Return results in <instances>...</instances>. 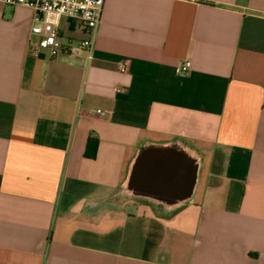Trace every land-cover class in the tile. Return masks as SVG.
<instances>
[{"label": "crops", "instance_id": "obj_1", "mask_svg": "<svg viewBox=\"0 0 264 264\" xmlns=\"http://www.w3.org/2000/svg\"><path fill=\"white\" fill-rule=\"evenodd\" d=\"M33 16L0 2V264H264V0H104L54 58ZM173 145L200 164L163 204L133 186Z\"/></svg>", "mask_w": 264, "mask_h": 264}, {"label": "built area", "instance_id": "obj_2", "mask_svg": "<svg viewBox=\"0 0 264 264\" xmlns=\"http://www.w3.org/2000/svg\"><path fill=\"white\" fill-rule=\"evenodd\" d=\"M4 5L22 6L34 12L30 33L37 37L35 56L44 55L54 58L58 55L88 54L92 47V35L101 21L104 0H0ZM62 19L70 20L84 29L86 36L74 41L62 35ZM89 57V55H88ZM127 59L119 63V71H126ZM189 61H183L176 67L179 73L186 72ZM116 91H119L116 89ZM92 113L104 117L107 111L93 109Z\"/></svg>", "mask_w": 264, "mask_h": 264}, {"label": "water", "instance_id": "obj_3", "mask_svg": "<svg viewBox=\"0 0 264 264\" xmlns=\"http://www.w3.org/2000/svg\"><path fill=\"white\" fill-rule=\"evenodd\" d=\"M185 155H175L168 151H157L147 157L144 164L150 166L144 169L150 177L148 184L135 185L133 188L144 189L148 194L155 196L171 197L173 200H156L163 204H182L188 201L196 184V175L199 167V159L191 152L182 148ZM143 155L138 154L135 163L139 162ZM134 170L130 171L128 182L133 177ZM132 186V185H128Z\"/></svg>", "mask_w": 264, "mask_h": 264}, {"label": "trees", "instance_id": "obj_4", "mask_svg": "<svg viewBox=\"0 0 264 264\" xmlns=\"http://www.w3.org/2000/svg\"><path fill=\"white\" fill-rule=\"evenodd\" d=\"M98 141L96 138H88L85 145L84 156L86 158H94L96 155Z\"/></svg>", "mask_w": 264, "mask_h": 264}, {"label": "flooded vegetation", "instance_id": "obj_5", "mask_svg": "<svg viewBox=\"0 0 264 264\" xmlns=\"http://www.w3.org/2000/svg\"><path fill=\"white\" fill-rule=\"evenodd\" d=\"M164 151L172 152L175 155H179V154H181L183 156L185 155V152L182 150V148H180L177 145H173V146L167 147V148L164 149ZM152 202L154 203L156 201L153 200Z\"/></svg>", "mask_w": 264, "mask_h": 264}]
</instances>
